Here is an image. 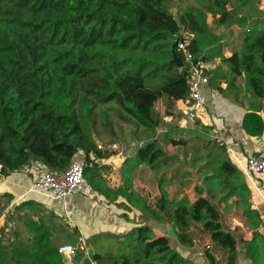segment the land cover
Instances as JSON below:
<instances>
[{
	"label": "trees",
	"instance_id": "1",
	"mask_svg": "<svg viewBox=\"0 0 264 264\" xmlns=\"http://www.w3.org/2000/svg\"><path fill=\"white\" fill-rule=\"evenodd\" d=\"M170 2L0 0L1 177L32 162L59 172L82 155L84 179L97 186L101 168L96 160L116 154L115 149L110 150L112 143L98 148L93 134L97 106L112 105L116 119L133 127V138L145 132L154 134L161 125L154 111L156 102L163 96L168 103L185 101L188 96L189 68L183 53L172 47L181 31L193 34L189 51L194 61L209 63L221 58L222 70L216 74L226 83V91H237L242 77L252 97L264 99V27L246 30L238 50L229 57L222 56V39L212 28H243L248 19L264 14L259 9L260 0H195V6L180 5L175 14ZM207 15L213 18L211 25ZM173 52L183 62L181 68L174 64ZM242 129L249 137L263 135L259 110L245 112ZM190 133L195 136V166L203 163L199 177L207 194L196 187L197 198L192 203L186 198H169L163 176L173 169L177 158L152 135L138 139L139 143L152 142L139 145L124 161V189L131 187L126 175L141 165L148 167L157 178L160 196L150 202L135 194L133 204L149 219L171 224L181 245H191L189 231L200 226L212 244L203 249L209 264H222L223 256L226 264H236L237 238L224 229L214 200L224 203L226 212L235 208L252 234L244 242L245 257L252 264H264V240L259 232L262 220L250 205V189L241 170L231 161L225 145L210 140L202 130ZM170 142L186 145V140ZM199 143L204 153L199 151ZM120 193L122 190L115 192ZM4 197L10 199L11 195L5 193L1 199ZM232 198L235 200L228 203ZM6 203L0 201V215ZM31 204L24 202L15 211ZM56 220L53 217L46 225L28 218L24 224L31 238L26 240L18 235L15 242L5 244L0 237V264H64L58 248L78 244L69 234L78 232L75 228L70 232L65 224L57 225ZM55 226L60 236L54 232ZM100 237L113 239L121 249L100 245ZM92 239V257L86 258L84 250L77 248L71 257L75 264H191L172 248L167 236H156L147 225L136 226L124 235L107 233Z\"/></svg>",
	"mask_w": 264,
	"mask_h": 264
},
{
	"label": "crops",
	"instance_id": "2",
	"mask_svg": "<svg viewBox=\"0 0 264 264\" xmlns=\"http://www.w3.org/2000/svg\"><path fill=\"white\" fill-rule=\"evenodd\" d=\"M175 13L176 12H173V14ZM261 22V25L257 24L256 27H264V19L261 20ZM232 27H237L238 29H241L238 26ZM219 30L222 33L225 30L226 32H228L227 29H225L224 27H220ZM241 39V35H239V37L236 35L231 37L230 40L224 43L221 41L223 46H225L227 42L232 43V46L229 47V49L226 48L227 51H225L224 57H229L231 56L232 52L238 50L241 43ZM232 47H235V50ZM207 64L209 67V83L206 87L203 88L202 94L205 98V111L210 115V122L208 125H202L201 123H199L198 120H195V130L197 129V126L209 127L210 129L208 131H205L203 128L202 131L206 132L210 140L216 139L217 142L225 145L231 161L236 166H238L233 156L242 159L243 156H248L256 153H264V132L261 137L253 138L247 136L242 129V119L245 112L248 110H259L260 115L262 116L264 121V99L261 101L254 99L250 91H248V89L245 87V82L243 81L242 77L237 82V91H226V83L219 79L217 80L213 77V75L216 74L218 66L221 65L220 58H216L214 59V61ZM221 67L222 65L218 70H222ZM156 104L157 109L155 111V114L159 116L161 120V125L155 130V133L152 134V136L162 141L165 136L171 134V130H173V132L175 133H181L183 130V126L185 125L183 119L190 121L186 117V106L184 104V101H173L168 103L166 96H163L156 102ZM179 107L183 108L182 117L180 116L181 113ZM192 138H195V136L192 135ZM173 139L176 140L177 138L173 136L168 137V141H166V143L170 142V140ZM183 139L186 140V138ZM96 142L97 145L101 144L102 147L105 149V145H103L102 141L96 140ZM170 145L172 144L170 143L166 147L168 151L172 149ZM126 146L122 147L120 150H116L114 148L116 154L104 159L96 160V163L98 164L99 168H101V170H99L101 178L100 181L97 182V186L95 187L89 185L85 180L84 189L80 193L85 196L88 191L89 196L84 201V212L81 214H79L80 211L78 210V207L70 206L68 201H65L64 205H61V207H57L55 206L54 202L48 200L47 198L46 199L49 201L47 203H38L26 199V196L32 192L31 187L34 178V174L32 176V174L30 173V169L33 168V171L37 173L43 170L36 162H32L24 169L11 173L7 177H3L7 181V189L4 193L0 192V195L7 193L11 195V198L5 205H3L4 209L0 215V217H2L0 227L3 226L5 219H8L9 221L13 217L14 213L18 214V218L22 217L26 219V217H29L30 219L36 222H38L39 219H42L46 225L50 224V219L53 217H56L57 219L61 217H66L67 219L68 216L78 215L79 225L75 224L74 228L77 229L79 239L81 240L82 238L93 237L102 233H114L118 235H124L130 229L136 226L147 225L152 228L156 236H167L170 239L171 245H173L172 248L178 251L181 255H183L186 260L191 261L192 264H209L204 256L203 250L199 249L200 241L195 237L194 233L197 232L195 231V229L191 228L189 231L192 244L181 245L174 234V230L171 224L153 221L135 207V205L133 204V197H135V194L143 196V193L141 192L142 189L147 192L146 194L149 198V201H155L160 196V192L157 180H153V177L154 179L156 177L155 174L151 170H149L148 167H146L145 165H141L139 168L132 171L130 176L126 175V177H128V179L130 180L131 187L130 189H124L126 186L124 185L121 168L124 161L127 158L131 157L136 150L134 144ZM175 147L181 146H174V148ZM167 153L170 155H174L173 153ZM176 158L178 162V160L180 159L178 158V156H176ZM3 178L0 176V183L3 182ZM194 180L195 184L193 183L190 189L195 190L196 187H201L207 194L208 190L203 187L201 178L199 176L198 178L195 176ZM182 181L183 180L178 182L182 184ZM151 182L153 184H151ZM183 186L178 187V191L173 195L170 194L169 198L174 200L186 198L189 202H194L197 198L196 190L191 196H186L185 194L180 195V188H183ZM149 187L151 188L149 189ZM248 188L250 189V205L254 210L259 213L260 218L262 220V226L259 228V232L264 240V196L259 193H256L250 187ZM118 190H122V193L115 194V192H117ZM165 191L167 192V190ZM93 200H95V202ZM234 200L235 199L232 198L228 201V203H231ZM0 201H2L1 198ZM28 201L34 204L24 207V209L22 210L15 211V208L17 206ZM13 202L15 203L14 206L12 205ZM2 203L4 204V202ZM214 204L218 206L219 211L220 208H225V204L218 203L217 200H214ZM34 207H36L37 210H35L36 208L33 210ZM90 208H93V210L90 211L89 215L87 216L86 210L89 211ZM235 210L236 209L234 208L231 209L229 212H234ZM87 220H89V223L87 222ZM64 222L68 226L69 224H71L69 220H64ZM233 222H235L237 226L236 230L233 232L234 234H236L235 236L237 238V246L235 252L236 264H252L251 261L245 257L244 242L249 241L252 237V234L251 231L245 225L244 218L241 217V215L237 219L230 217L224 219L223 216L221 217V223L224 227L226 225L228 226ZM165 231H171L170 235H167ZM22 233L23 232L21 231L20 237H22ZM7 234L14 233L8 232ZM24 237L26 238L31 236L27 235V233H24ZM204 237L206 238L205 243L212 246L209 235L206 233ZM63 257L64 264H75L72 261L71 257ZM85 257L90 259V257L86 254ZM218 257H221V255H218ZM223 262L224 263L222 264H226L225 260Z\"/></svg>",
	"mask_w": 264,
	"mask_h": 264
},
{
	"label": "rangeland",
	"instance_id": "3",
	"mask_svg": "<svg viewBox=\"0 0 264 264\" xmlns=\"http://www.w3.org/2000/svg\"><path fill=\"white\" fill-rule=\"evenodd\" d=\"M262 1L264 2V0H260L259 7L261 6ZM180 5H184V6L194 5L195 6V0H171V2H170L171 11L172 12H178ZM263 19H264V14L258 15V17L257 16L251 17L250 19H248V22L244 25L243 28H241L239 26L238 27L241 29H238L237 27H231V28H227L228 32H226V30H225L223 33L218 28H214V27H212V28H213V31L216 34V36H218L220 39H222L224 37L222 39V42L224 43V42L230 40L231 37H233V36L237 35L239 37V35H241V37H242V34H244V32L246 30L253 29L257 24L261 25V23H262L261 20H263ZM211 21H212L211 15H207L208 25H211ZM225 46H223L221 49V54L223 57H224L225 51H227L226 48L229 49V47L232 46V43L227 42ZM208 48L209 47L205 48L204 51H206V49H208ZM232 48L235 50V47H232ZM220 60H221V58H220ZM212 61H214V59ZM212 61H210V62H212ZM218 69H220V66H218L217 70ZM213 77L218 80L217 74H214ZM156 106H157V104H155L154 111H156V109H157ZM112 108H113L112 105L97 106L96 113L94 116L95 128H96V130L93 132L94 137L96 140L102 141L103 144L105 145V147H109V143H112L115 146L116 150H120L122 147H125L126 145H130V144H134L135 147L137 148L142 143V142L139 143L138 139H145V138L149 137V135L151 136L153 134V133L145 132V133L139 134L138 136L133 138L132 137V135H133L132 130H134L133 127L127 123H122L118 119H116V117L114 116V112L112 111ZM179 110L181 113L180 116L182 117L183 116V108L179 107ZM183 121H184L185 125L183 126V130L181 133H175V132H173V130H171L170 131L171 134L165 136L163 138V140L161 141V143H163V148L166 149L167 145L171 143V142L166 143V141H168V137L173 136V137L177 138L178 140L186 138V145L185 146L174 148V145L173 146L170 145V147H172V149L170 151H168L166 149L167 152L173 153L174 156H178V158L180 159V160H178V162H174L172 164L173 169L169 172H166L163 176L164 188H165V190H167L168 195H170V194L173 195L174 193H176L178 191V187L184 185L183 188L182 187L180 188V192H179L180 195L185 194L186 196L187 195L191 196L195 190H191L190 187L193 185V183L195 184L194 178H195V176L198 178L199 167L201 168L202 164H203L202 163L198 167V165L195 166V161H194V159H195V138H192L190 131L191 130L195 131V122L187 121L186 119L185 120L183 119ZM196 128H197L196 130H202L203 127L197 126ZM172 133H174V134H172ZM177 139H176V141H177ZM196 142H197V140H196ZM126 147H129V146H126ZM199 151L201 153L205 152L201 148L200 143H199ZM175 172H176V174H175ZM175 175H176V177H181V179L183 180L182 182L184 184L179 183L178 180L174 178ZM153 180L155 181V180H157V178L155 177V179H154V177H153ZM151 184H153V183L151 182ZM150 188L151 187H149V189ZM6 189H7V181L3 178V182L0 183V192L4 193ZM141 192L143 193V196L148 198V196L146 194L147 192H145L144 189H142ZM3 195L4 194L0 195V198ZM88 196H89L88 191H87L85 196L81 193H76L75 195H73L72 198H69L67 201L69 202L70 206L78 207V210L80 211L79 214H81L84 212V207H85L84 201L88 198ZM26 199L32 200V201L38 202V203L49 202L44 196H42L41 194H39L37 192L29 193L26 196ZM1 200H2V202H8L10 199L7 197H4ZM93 201L95 202V200H93ZM150 201H154V200H150ZM14 204L15 203L13 202L12 205L14 206ZM54 204L57 207H61V205H64V202H54ZM35 208L36 207H34L33 210ZM35 210H37V208ZM92 210H93V208H90L89 211L86 210V215L88 216L90 211H92ZM220 211H221V215L223 216L224 219H227L228 217L237 219L240 217V212L238 210H235L234 212L233 211L226 212L224 208H220ZM28 218L29 217H26L25 220H27ZM63 219L67 220V221L69 220L71 222V224H69L70 232L72 229H74L75 224L79 225L78 215L77 216H75V215L74 216H68L67 219H66V217L65 218H63V217L58 218L55 221L56 224L58 225V224L62 223V224L67 225ZM25 220L22 221L21 218H18L17 213H14L13 217L9 221H8V219L7 220L5 219L3 226L0 227V237L2 238V242H4L5 244H10L11 242H15V240H17L18 235L20 236L21 231L23 232L22 233V240H26L28 238H31V237H26V238L24 237V233H27V235L31 236L28 233L29 231L25 227V224H24ZM41 221H43V220L42 219L38 220V222H41ZM87 222L89 223V220H87ZM56 228L57 229H55L54 232H56V234L60 236L62 233L60 232V229L58 227H56ZM192 228L195 229V231H197L194 234H195V237L197 239H199V241H200L199 242V247H200L199 249L203 250L207 246H210L209 244L205 243L206 238L204 236L206 233L202 232L200 230V226H193ZM8 232H13L14 234H7ZM170 232L165 231V233L167 235L168 234L170 235ZM69 234L72 235L73 238H76L79 243L76 245H73L71 243H66L63 245H71L75 250L74 253L76 252L77 248L83 249L84 254L88 255L91 258L92 254L95 251V248L92 246V244H88V243H89V241L93 240L92 237L82 238L80 240L79 234H77V235H75L73 233H69ZM103 234H105V233H102L100 235L102 236ZM234 235H236V234H234ZM60 238H61V241L67 242L66 238H62V237H60ZM73 238H71V239H73ZM97 242L100 245L111 248L113 250H116L117 247H119V249H121V246L116 244L113 241V239L100 237ZM83 243H85V244H83ZM171 246L173 247V245H171ZM63 256L68 257V258L72 257V255H70V256L63 255ZM222 260H225V257H223ZM190 263L192 264L191 261H190Z\"/></svg>",
	"mask_w": 264,
	"mask_h": 264
},
{
	"label": "built area",
	"instance_id": "4",
	"mask_svg": "<svg viewBox=\"0 0 264 264\" xmlns=\"http://www.w3.org/2000/svg\"><path fill=\"white\" fill-rule=\"evenodd\" d=\"M261 11L264 10V2L262 1L259 7ZM193 34L181 31L179 35L175 36V48L184 55V63L188 65L189 78L188 96L184 101L186 106V117L195 122L198 120L202 125H208L210 122V115L205 111V98L202 90L209 83L208 64L202 60L194 61L193 54L189 51L192 44ZM102 145L98 144V148ZM115 148L114 145L111 146ZM239 169L241 170L246 184L256 193L264 196V153H256L248 156H243L242 159L233 156ZM43 170L39 173L30 169V173L34 174L32 192H37L52 202H65L74 194L83 191L85 186V179L83 176L84 157L78 155L69 164L67 168L59 172H51L47 170L41 163L36 162ZM37 173V174H35ZM2 217H0V224ZM224 227V226H223ZM236 223L233 222L226 225L224 229L230 233L236 230ZM207 246L206 248H209ZM74 248L71 245H62L58 248L60 255L74 254Z\"/></svg>",
	"mask_w": 264,
	"mask_h": 264
},
{
	"label": "water",
	"instance_id": "5",
	"mask_svg": "<svg viewBox=\"0 0 264 264\" xmlns=\"http://www.w3.org/2000/svg\"><path fill=\"white\" fill-rule=\"evenodd\" d=\"M176 46V42L173 43V48H175ZM173 62L174 64L178 67V68H181L182 65H183V62L175 55V53L173 52ZM152 141L151 140H147V141H144L140 144V147H145L147 146L148 144H150Z\"/></svg>",
	"mask_w": 264,
	"mask_h": 264
}]
</instances>
